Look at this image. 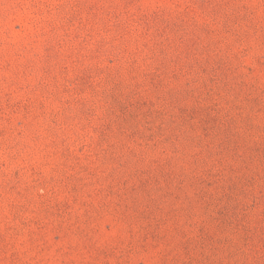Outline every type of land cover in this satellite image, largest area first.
<instances>
[{"label": "rangeland", "instance_id": "1", "mask_svg": "<svg viewBox=\"0 0 264 264\" xmlns=\"http://www.w3.org/2000/svg\"><path fill=\"white\" fill-rule=\"evenodd\" d=\"M0 264H264V0H0Z\"/></svg>", "mask_w": 264, "mask_h": 264}]
</instances>
